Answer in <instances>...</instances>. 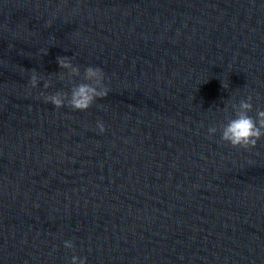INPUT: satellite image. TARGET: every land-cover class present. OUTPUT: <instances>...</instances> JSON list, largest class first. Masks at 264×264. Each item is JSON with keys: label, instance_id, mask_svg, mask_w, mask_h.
Here are the masks:
<instances>
[{"label": "clouds", "instance_id": "obj_1", "mask_svg": "<svg viewBox=\"0 0 264 264\" xmlns=\"http://www.w3.org/2000/svg\"><path fill=\"white\" fill-rule=\"evenodd\" d=\"M61 67H71L67 58H59ZM95 78V84L81 83L71 91V96L68 98L67 106L73 110L85 111L96 99L106 97L108 88L104 85V72L102 69L96 67H87L86 79L91 80ZM38 75L35 71L30 77V86L32 88L38 85ZM46 102H50L57 109L65 106L64 94L56 92L55 94L44 97ZM253 105L248 100L240 101V111L235 118L231 119L223 128L221 139L230 144L234 148L251 149L257 145V142L264 137V110H258L256 117L253 118L248 115ZM97 128L101 133L105 131L102 122L97 123ZM215 128H209V133L215 132ZM72 242L65 241L64 247L71 248ZM72 264H85L84 259L72 257Z\"/></svg>", "mask_w": 264, "mask_h": 264}]
</instances>
